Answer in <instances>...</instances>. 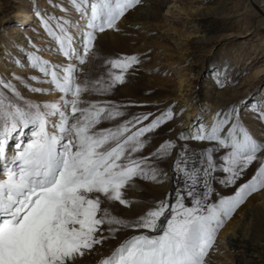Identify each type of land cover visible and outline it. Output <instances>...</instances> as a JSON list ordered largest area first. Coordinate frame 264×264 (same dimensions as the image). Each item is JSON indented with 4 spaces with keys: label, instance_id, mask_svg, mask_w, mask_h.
Wrapping results in <instances>:
<instances>
[{
    "label": "snow or ice",
    "instance_id": "6c2138e0",
    "mask_svg": "<svg viewBox=\"0 0 264 264\" xmlns=\"http://www.w3.org/2000/svg\"><path fill=\"white\" fill-rule=\"evenodd\" d=\"M143 3H52L62 16L34 8L55 43L50 51L64 62L45 59L32 44L26 62L14 63L41 75L0 74V264H83L85 257H96L95 264H211L222 230L249 197L264 192V106L253 108L258 133L236 104L217 110L210 123L202 107L188 128L148 150L156 130L176 117L175 103L159 114H129L127 105L107 99L142 59L107 58L97 41L121 32ZM13 81L58 96L35 100ZM227 81L226 71L218 74L221 87ZM169 161L171 175L161 166ZM172 180L174 189L151 203L129 196L138 181ZM216 184L233 186V194L221 195ZM137 204L146 206L121 214ZM110 241L117 243L106 253Z\"/></svg>",
    "mask_w": 264,
    "mask_h": 264
},
{
    "label": "bare ground",
    "instance_id": "6f19581e",
    "mask_svg": "<svg viewBox=\"0 0 264 264\" xmlns=\"http://www.w3.org/2000/svg\"><path fill=\"white\" fill-rule=\"evenodd\" d=\"M0 0V10H1ZM229 0H221V2L213 0H187V5L184 3L180 4L181 0H144L143 6L139 10H133L129 16L126 18V22L122 21V31L107 33V36L116 42V45L121 47L126 44L128 39L134 34L138 36V43L142 45H136V47L131 46L130 50L146 51L150 44H154L155 48L161 50L164 45L159 41L163 39L168 43V49L172 50L163 53L167 57V62H170V73L169 76L176 74V80L173 81L171 78L165 77V79H158L153 81L148 85L151 94L142 96V101H152L155 102L154 105L161 107L163 110L170 104L175 103V111L177 112L176 117L171 121V127L169 129H174L175 131H170L169 129L164 131L163 137L166 139L174 138L183 129L189 127L192 124L196 116L200 114L201 108H204V117L210 123L212 116L215 112L222 108H227L233 101V97L237 95L238 89H233L231 84H235L238 79L237 67L234 65L233 60L230 61L227 58L224 60H213L209 63L202 62L203 53H197L192 64L188 65L187 68H183L186 65L187 59L190 57L187 49H179L177 43L181 40L188 41L189 38H193L195 35V49L201 50L203 46H207L213 40L220 37L221 33L226 31L234 30L233 26L238 21V17H243V24H251L255 22L264 26V7L263 0H233L228 4ZM236 1V2H235ZM263 1V5H260ZM204 2L206 4H204ZM29 15L26 9L21 12H17L18 17H23ZM168 16L181 18L187 17V21L193 20L197 17L200 19L196 21V27L198 30L203 31L202 37H198V32H192V35H184V33L178 32L176 28L172 27L169 31L174 33V37L167 38L168 32L162 34H157L158 36L143 35L141 28H147L153 30L156 28V23L159 19H164L168 21ZM236 19L235 22H232ZM0 22L2 18L0 17ZM140 22L142 24H140ZM195 27V28H196ZM157 29V28H156ZM147 30V31H149ZM189 33L190 30H188ZM149 39H155L156 41H151L148 43ZM3 42L2 48H0V74H10L15 72L17 75L19 73H25L31 71V69H22L18 65L11 61L23 60V54L27 53L29 45L26 44V40L21 41L18 45L12 42L9 38H6ZM27 48V49H26ZM26 49V50H25ZM23 50V51H22ZM247 50H242L238 53L236 57L238 60L243 59V53ZM222 56V55H221ZM7 58V60H6ZM9 58V60H8ZM235 58V57H234ZM251 58L248 57V60ZM201 60V65L204 66L206 74L202 77V85L200 87L199 94H197L196 99L192 94H189L191 88V80L189 71L193 69L194 65H198ZM246 60V62H248ZM26 62V60L24 61ZM152 65L156 64L155 60L151 61ZM253 63V62H252ZM252 63H249L250 65ZM174 70V71H171ZM205 70V69H203ZM227 72L228 83L225 87H221L217 82L218 74L223 76ZM261 71H258L255 75H259ZM149 83V82H148ZM149 92V91H148ZM234 104V103H233ZM231 104V105H233ZM264 106L255 102L252 107L248 108L246 113L245 122L254 131L259 132L261 129V123L257 120V113L253 111L254 106ZM183 108L185 111L183 114L180 113V109ZM210 109V111H209ZM169 168V175H171V161L167 162ZM252 175V170H249L248 176L243 177L241 181L243 182L249 179ZM175 186V181L172 180L169 183L160 185V191L165 196L169 191H172ZM216 189L221 195H232L233 186L227 188L222 185L216 184ZM129 196L137 200L140 194L137 191L130 192ZM225 241L226 245L232 254V259L234 264H264V192L255 193L237 210L233 219L227 224V226L222 230L219 243ZM218 243V248L220 247ZM214 252L210 253V262L213 264Z\"/></svg>",
    "mask_w": 264,
    "mask_h": 264
},
{
    "label": "rangeland",
    "instance_id": "374dc122",
    "mask_svg": "<svg viewBox=\"0 0 264 264\" xmlns=\"http://www.w3.org/2000/svg\"><path fill=\"white\" fill-rule=\"evenodd\" d=\"M210 1V0H209ZM221 2V0H213ZM233 0H229L228 4H230ZM264 1V0H263ZM263 1L260 5H263ZM236 2V1H235ZM52 3L62 4L64 7H69V0H2L1 1V10L0 17L2 18V22H0V48H2L3 42L6 38H9L12 42L18 45L21 41L26 40V44H28L29 49L26 51H33L32 44H35L41 51L40 55H42L45 59L51 60L53 62L63 63L64 59L59 54L50 51V49L55 47L54 41H52L51 37H49L43 28L39 25L37 18L34 15V8L39 7L41 9L47 10V12L51 15L62 16L66 15L59 8H53L51 6ZM184 3L187 5V0H181L180 4ZM204 4H206L204 2ZM26 9L29 13L26 17H18L17 12H21ZM140 9V8H139ZM261 9L264 10V7ZM137 11V10H136ZM78 14L75 12L70 13V17L72 19L77 18ZM243 17H246L244 15ZM243 17H238V21L234 24L233 29L231 31H226L225 33H221L220 37L216 40H213L207 46H203V49L197 50L195 49V35L193 38H189L188 41L181 40L179 43L175 44L179 49H187L189 52V58L187 59L186 65L183 68H187L188 65L192 64L194 58L197 53H203L202 62H211L215 60H224L227 58L228 60L234 62V65L237 67L238 79L237 82L231 84L233 89H238V93L234 96L231 104H236L242 108L243 119L246 120V113L248 108L252 107L255 102L259 104L264 103V26L260 24H256L251 21V24H243L241 21ZM197 17L193 18V20L187 21V17L176 18L172 16H168V21H164V19H159L156 23V28L153 30H149L147 28H141V33L145 35L158 36L157 34H162L164 32H168V37L171 38L174 36L172 31H169L170 28H176L178 32L184 33V35H192L193 31L198 32V37H202L203 31L198 30L196 27V21H199ZM236 19H233L232 22H235ZM140 24H142L140 22ZM122 27V22H121ZM196 27V28H195ZM149 30V31H147ZM191 33H189V31ZM189 35V36H190ZM171 36V37H170ZM138 36L134 34L131 38L128 39L124 46H117L116 42L110 39L106 34H102L98 39L97 43L100 48L101 55L107 58H116L122 55H130V54H139L141 55L142 64L138 67L135 75L127 78L126 83L124 85L118 86L113 93L107 97L117 104L127 105L126 112L129 114H138L144 112H152L154 114H159L163 109L161 107H157L154 105L155 102L142 101V96L151 94L150 88L148 85L153 81H157L158 79H166L171 78L173 81L176 80V74L169 76L170 73V62H167V57L164 56L169 50L168 43L165 40L159 39L158 42L162 43L164 46L161 47V50L154 47V44H150L153 46H149L146 51L143 50H130L131 46L136 47V45H142L137 41ZM151 41H156L155 39H149L148 43ZM242 50H247V52L243 53L244 61L238 60L236 55L242 52ZM165 52V53H164ZM164 53V54H163ZM222 55V56H221ZM235 57V58H234ZM248 57L251 58L248 60ZM27 58V53L23 54V60L25 61ZM7 60V58H6ZM9 60V58H8ZM155 60L156 64L152 65V62ZM248 60V62H246ZM11 61H15V58L11 59ZM253 62V63H252ZM201 60L198 65H194L193 69L189 71L190 80H191V88L189 94L194 96L196 99L197 94H199L202 77L206 74V63L204 66L201 64ZM249 63H252L251 65ZM205 69V70H203ZM174 71V70H171ZM261 71L259 75H255ZM96 74L95 72L93 73ZM19 76L28 77V76H39L41 75L38 71L31 69V71H27L25 73H19ZM222 78V77H221ZM17 83L18 86L21 87V91L25 96L35 100H53L56 99L58 94L52 96H44L38 93H30L26 88L22 85H19L18 81H13ZM34 86L37 87H48V85L37 84L35 81H29ZM149 82V83H148ZM228 83V81H227ZM149 91V92H148ZM260 106V105H259ZM109 123H104L101 127H108ZM171 127V121L166 125H162L159 129L156 130L155 135L153 136L152 144L149 145L148 150H154L156 146L166 140L164 135V131L168 130ZM166 170H169L167 163H163L161 165ZM138 190H136L140 196L137 198V201L151 203L154 200L159 198H163L164 195L162 191H160V185L149 182V181H138ZM215 186V185H214ZM145 204H137L133 210L125 211L122 210V215L125 216H135L137 213L143 211ZM123 209V206H121ZM116 241H110L109 247H106L104 251L107 253L110 250V247L114 246ZM218 251H214V257L216 259L213 260V264H234L232 259V254L229 250V247L226 245L225 241H221L219 243ZM96 257H85L83 260V264H95Z\"/></svg>",
    "mask_w": 264,
    "mask_h": 264
}]
</instances>
